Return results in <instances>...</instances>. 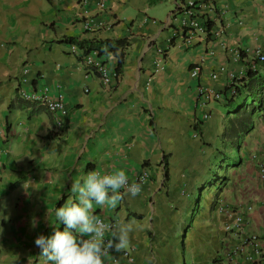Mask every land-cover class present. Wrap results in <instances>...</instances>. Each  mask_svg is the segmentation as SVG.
Wrapping results in <instances>:
<instances>
[{
    "label": "crops",
    "instance_id": "0c3cea01",
    "mask_svg": "<svg viewBox=\"0 0 264 264\" xmlns=\"http://www.w3.org/2000/svg\"><path fill=\"white\" fill-rule=\"evenodd\" d=\"M103 1L104 8L100 0H0V141L7 149L0 157V247L13 264H44L34 240L55 227L63 230L54 209L75 200L74 182L89 171L123 169L133 179L147 169L150 178L139 195L120 190L115 208L93 206L96 218L133 224L122 250L134 262L114 248L105 262L179 264L175 240L184 228L182 249L191 264H221L216 255L238 242L223 231L232 210L251 205L247 232L264 235V181L251 159L252 152L264 155L260 118L243 137L241 164L218 191L214 208L207 200L203 227L202 221L185 223L207 173L208 153L224 145L223 125L231 116L224 90L253 63L264 74L263 63L254 62L256 49L264 51V0H195L212 3L214 10L200 7L211 33L191 41L175 13L180 0ZM67 38L121 41L120 73L103 83ZM158 49L164 67L148 85ZM91 54L115 71L113 54ZM196 66L200 71L192 76ZM43 86L51 98L63 95L67 115L58 130L45 106L19 96V88ZM200 86L222 96L201 107Z\"/></svg>",
    "mask_w": 264,
    "mask_h": 264
},
{
    "label": "built area",
    "instance_id": "2783aa9c",
    "mask_svg": "<svg viewBox=\"0 0 264 264\" xmlns=\"http://www.w3.org/2000/svg\"><path fill=\"white\" fill-rule=\"evenodd\" d=\"M99 7L104 8V1L100 0ZM200 7L209 8L210 11L214 10V5L212 3H207L205 1L197 2L195 0H180L176 5V14L181 16L180 18V28L181 32L187 40L191 41L194 38L209 35L211 33V27L208 25L210 23V18H204L203 14L200 13ZM222 29H219L215 34H220ZM73 51H76L75 45L71 46ZM94 54L84 55L82 52V62L89 68L94 69L103 83H107L111 76L116 77L117 73L115 71H110L108 66L93 56ZM259 63L264 62V51L258 47L255 51L254 61ZM164 67L163 50L158 49V55L155 59V67L152 74L148 77L147 84L149 85L152 75L159 72ZM254 67V63L252 65ZM26 71V69H24ZM200 68L196 66L192 73V76L198 75ZM212 78L216 77V74H211ZM20 98L29 104H41L51 113L54 119L55 129L58 130L63 125L64 117L67 115V108L63 95L59 93L57 97L51 98L49 96V88L43 86L39 91L27 90L25 88L18 89ZM198 93L201 96V101L199 100V105L205 107L210 99H218L222 95L219 92L210 90L205 86H200ZM210 113L205 112L203 117L208 118ZM0 131V136H1ZM6 147H4L3 142L0 141V157L6 153ZM251 159L255 162L258 176L264 181V155L260 156L256 152H252ZM98 171V170H96ZM150 178V174L147 169L142 170L133 179L129 178V184L131 183H145ZM127 192V186L123 189ZM264 206V194L259 199ZM220 212H223L224 207L219 205ZM253 212V207L251 205L232 210L230 219L224 224L223 231L226 234L225 237H231L237 239L238 242L231 245L227 250L220 251L215 259L221 262V264H264V235L259 233L247 232V227L249 224L248 215ZM102 221L104 228V240L107 242L111 240V226L116 224L113 219L104 221L102 218L98 217ZM112 249H108L107 243L104 245V255L111 252ZM121 254L129 261L134 262V257L128 250H122ZM104 259V258H103ZM104 264H109L105 262Z\"/></svg>",
    "mask_w": 264,
    "mask_h": 264
},
{
    "label": "clouds",
    "instance_id": "9594fccd",
    "mask_svg": "<svg viewBox=\"0 0 264 264\" xmlns=\"http://www.w3.org/2000/svg\"><path fill=\"white\" fill-rule=\"evenodd\" d=\"M127 186L131 197L141 192L140 183L129 184L123 169L111 171H89L81 180L72 184L75 200L69 199L54 209L58 224L63 230L53 228L50 236L38 235L34 244L40 249L44 264H104V245L116 252L129 244L133 224L118 222L111 226V240H104L102 221L92 212L93 206L115 208L121 199L120 190ZM35 221L32 226L35 227ZM87 237V238H86Z\"/></svg>",
    "mask_w": 264,
    "mask_h": 264
},
{
    "label": "trees",
    "instance_id": "16d2710c",
    "mask_svg": "<svg viewBox=\"0 0 264 264\" xmlns=\"http://www.w3.org/2000/svg\"><path fill=\"white\" fill-rule=\"evenodd\" d=\"M208 25L211 27L210 23ZM66 41L72 45L77 44L84 55L92 52L97 54L98 57L113 54L116 58L115 72L117 75L120 73L124 62V52L123 49H120L121 41L112 42L106 39L85 43L74 38H67ZM262 63L264 65V62ZM226 89L229 90L228 93H226ZM226 89L224 90V101L229 107L228 114L231 113V116H228L227 124L223 125L221 140L224 144L223 147H226L227 144L231 151L236 153L240 148L243 137L254 129L256 118L258 117L264 121V74L250 65L245 75L240 79H234ZM217 151L219 155H214L215 160H217L216 167L218 170H222L223 173L219 174L217 170L213 171L210 179L201 182V185L199 184L197 194L219 181L217 192L214 193V197L218 198V191H221L222 186H225L230 180L228 170L241 164L239 153L232 156L220 151V149H217ZM215 204L216 200H213L211 208H214ZM196 206L199 208V201H197ZM214 260L217 259L214 258Z\"/></svg>",
    "mask_w": 264,
    "mask_h": 264
},
{
    "label": "rangeland",
    "instance_id": "374dc122",
    "mask_svg": "<svg viewBox=\"0 0 264 264\" xmlns=\"http://www.w3.org/2000/svg\"><path fill=\"white\" fill-rule=\"evenodd\" d=\"M218 149H220V151H224V153H227V154L232 155V156L236 155V153H237V152L235 153V152L231 151V148H229L227 144H226V148L220 146V148H218ZM218 151L217 150L215 152L210 151L208 153L207 163H204L208 169H207V173L205 174V176L202 177L201 182L205 181L206 179H210L213 171H215V170H217L219 174L223 173L222 170H218V168L216 167V161L217 160H215L214 157L211 158L212 155H214V154L219 155ZM231 171H234V168H231L228 170V175H230ZM218 183H219V181L216 184H212L210 186V188H205L204 190L200 191V193H198V194L196 193L197 194L196 199H194V202H193L194 204L192 205L190 211L188 212V216H187V220H186L185 224H192V226H193V223H194L193 221L196 220V223H200L202 221V227H203V221L206 220L205 219V212L208 210L207 200H209V201L217 200V198L214 197V193L217 192V189L219 187ZM200 185H201V183H200ZM223 188H224V185L222 186L221 190ZM197 201H199V208H200L199 211H198L199 208H197V206H196ZM195 217H196V219H194ZM194 225H195V223H194ZM1 229H2V225L0 226V230ZM196 229H197L196 231L198 233L200 228L196 227ZM183 232H184V228L177 231V233H176L177 240H175V243L178 245L177 250H178L179 264H191V262H192L191 254L189 253L188 250L184 249V251H183V249H182L183 241L181 243V240L183 238ZM202 232H204V229ZM206 243H209L208 240H206ZM208 250H209V248L205 247V249L202 251L204 252V251H208ZM7 251H8L7 249H3L0 247V264H13V263H11L12 259L10 257L8 258V255L6 256V254H9ZM203 252H202V255H203Z\"/></svg>",
    "mask_w": 264,
    "mask_h": 264
}]
</instances>
